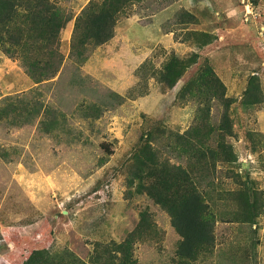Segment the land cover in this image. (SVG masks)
I'll use <instances>...</instances> for the list:
<instances>
[{
  "label": "rangeland",
  "instance_id": "rangeland-1",
  "mask_svg": "<svg viewBox=\"0 0 264 264\" xmlns=\"http://www.w3.org/2000/svg\"><path fill=\"white\" fill-rule=\"evenodd\" d=\"M39 1L11 27L54 10L52 46H0V264H264V0H120L78 50L104 0ZM174 168L212 227L191 258L149 191Z\"/></svg>",
  "mask_w": 264,
  "mask_h": 264
},
{
  "label": "trees",
  "instance_id": "trees-1",
  "mask_svg": "<svg viewBox=\"0 0 264 264\" xmlns=\"http://www.w3.org/2000/svg\"><path fill=\"white\" fill-rule=\"evenodd\" d=\"M17 0H0V46L4 41L5 35L9 36L13 45H19L24 40L25 32L29 40L39 43L41 47L49 48L55 42L61 25V20L56 16L54 10L47 11H26V21L21 23L19 32L12 28L15 19L14 8ZM22 5L23 0H18ZM120 0H104L100 8H95L94 4L86 7L76 18L73 37V48L81 49L85 44L91 41L99 42V39L107 37V26L113 20L117 9L115 5ZM41 3H48L46 0H40ZM47 5V4H46ZM36 11V12H35ZM15 16V17H14ZM39 46V47H40ZM206 81V80H205ZM214 85L217 80L212 79ZM151 154V152H149ZM155 156V155H153ZM150 162L152 158H147ZM143 164L144 161H143ZM156 170L157 164H153ZM172 172L165 170L163 178L149 187L150 194L156 198V201L170 214L171 224L181 241L177 253L184 258H191L205 244L213 240L211 223L205 219L204 203L195 190L183 189L186 177L171 169ZM37 253H34V256ZM31 256L25 264H31L36 260Z\"/></svg>",
  "mask_w": 264,
  "mask_h": 264
}]
</instances>
